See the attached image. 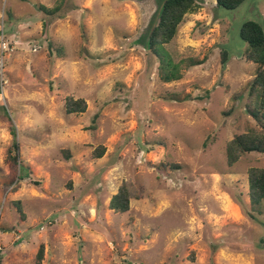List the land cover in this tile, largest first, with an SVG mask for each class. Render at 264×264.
<instances>
[{"label":"rangeland","instance_id":"374dc122","mask_svg":"<svg viewBox=\"0 0 264 264\" xmlns=\"http://www.w3.org/2000/svg\"><path fill=\"white\" fill-rule=\"evenodd\" d=\"M165 0H0V264H264V200L226 147L257 127L245 22L197 0L173 40L149 45ZM176 77L167 80L168 75ZM1 84V83H0ZM84 98L83 113L66 100ZM19 143V151L13 146ZM104 146L100 158L95 150ZM18 154L21 163L9 159ZM129 181L126 213L110 201Z\"/></svg>","mask_w":264,"mask_h":264},{"label":"trees","instance_id":"16d2710c","mask_svg":"<svg viewBox=\"0 0 264 264\" xmlns=\"http://www.w3.org/2000/svg\"><path fill=\"white\" fill-rule=\"evenodd\" d=\"M245 0H216L218 7L229 10L236 9ZM197 0H165L159 16L158 23L153 27L149 45L153 49L157 46H164L170 43L178 32V28L184 21L188 13H195L200 8ZM242 39L248 44L246 57L249 61L259 64L256 76L252 81L250 88V97H256L259 101L258 107L248 104L247 111L256 121L255 128L250 131L236 135L227 145V162L233 165L238 162L243 155L251 152L264 153V27L261 23L249 20L244 23L241 30ZM176 74L168 75L167 80L174 79ZM68 113H83L87 109V103L84 98L75 99L68 97L66 100ZM15 151L19 149V143L13 146ZM106 148L98 147L94 155L100 158L104 155ZM9 159L14 163H21L18 154L9 152ZM249 197L254 205H260L264 200V168L253 167L248 171ZM141 190L135 187V184L125 181L118 192L113 195L110 201V208L115 212L126 213L130 209V202L133 198L141 197ZM38 264L44 259V246L42 245L38 252Z\"/></svg>","mask_w":264,"mask_h":264},{"label":"built area","instance_id":"2783aa9c","mask_svg":"<svg viewBox=\"0 0 264 264\" xmlns=\"http://www.w3.org/2000/svg\"><path fill=\"white\" fill-rule=\"evenodd\" d=\"M11 50L10 44L5 38L4 33L1 35L0 40V85L3 87L5 83L4 75H5V64H6V53Z\"/></svg>","mask_w":264,"mask_h":264},{"label":"crops","instance_id":"0c3cea01","mask_svg":"<svg viewBox=\"0 0 264 264\" xmlns=\"http://www.w3.org/2000/svg\"><path fill=\"white\" fill-rule=\"evenodd\" d=\"M215 3H216V0H215Z\"/></svg>","mask_w":264,"mask_h":264}]
</instances>
